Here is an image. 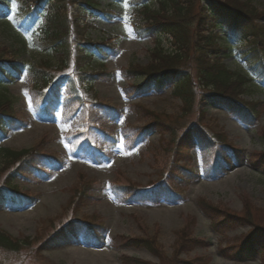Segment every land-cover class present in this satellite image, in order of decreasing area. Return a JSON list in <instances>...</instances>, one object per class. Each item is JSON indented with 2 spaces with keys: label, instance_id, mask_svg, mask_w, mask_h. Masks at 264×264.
I'll return each mask as SVG.
<instances>
[{
  "label": "rangeland",
  "instance_id": "obj_1",
  "mask_svg": "<svg viewBox=\"0 0 264 264\" xmlns=\"http://www.w3.org/2000/svg\"><path fill=\"white\" fill-rule=\"evenodd\" d=\"M16 1L6 4L16 7ZM32 1L25 3L32 6ZM47 1H38V8L53 13L52 0ZM95 1V12L106 14L85 11L76 20L86 25V38L114 46L112 54L97 56L80 69L88 77L83 87L90 88L84 96L92 97L97 106L72 101L71 90L66 89L68 101L58 106L54 120L40 121L33 111L34 83L27 71L4 88L0 86V96L10 100L13 114L23 121L0 140V148L33 149L36 160L4 159L0 152V188L9 183L26 198L23 205L0 207V229L26 242L18 251L0 249V264H264V251L244 261L231 255V249L254 231L264 235V66L258 77L242 59L240 44L217 28L220 42L229 38L224 42L229 46L225 66L248 78L247 91L238 98L255 104L257 120L242 122L206 100H196L193 109L185 112L169 86L138 91L142 76L132 71L154 61L158 41L164 52L171 49L170 37L157 32L142 37L146 24L134 13L136 0ZM149 1L152 9L157 7L155 0ZM240 1L254 8V20L264 24V0ZM202 4L208 5V0ZM70 6L84 8L76 3ZM37 24V19L25 24L12 17L0 18V53L12 56L13 50L18 60L37 67L46 61L51 65L45 68L55 71L57 62L34 47L30 38ZM75 82L72 77L78 92ZM191 124L202 128L199 132L205 143L183 148L180 137ZM71 134H76L72 140ZM86 140L102 155L94 160L86 151L74 155L72 145ZM223 144L234 150H223ZM220 153L230 163L214 169ZM51 157L62 159L60 168L38 163ZM155 184L165 195L154 202L113 193L115 185L132 186L133 192ZM202 208L219 209L209 210L211 217ZM229 214L235 217L225 224L221 220L216 225L221 232L215 230L213 220ZM73 218L92 222L95 233L101 235L99 244L89 245L78 238L75 243L46 248L49 236ZM149 237L158 246L155 252L136 243Z\"/></svg>",
  "mask_w": 264,
  "mask_h": 264
},
{
  "label": "trees",
  "instance_id": "obj_2",
  "mask_svg": "<svg viewBox=\"0 0 264 264\" xmlns=\"http://www.w3.org/2000/svg\"><path fill=\"white\" fill-rule=\"evenodd\" d=\"M6 1L0 0V18L8 19L12 17L25 24L37 19L38 24L33 32L30 31V38L34 47L48 53L50 58L52 57L57 62L55 67L57 70L53 71L51 68H45L51 65L46 61H42L43 64H40L42 67L22 62L15 57L13 50L10 51L12 56H6V53L2 52L0 53V86L4 88L5 84L17 79L22 71H27L32 78V83H34V86H32L33 95L31 94L33 109L35 115L42 120L53 119L58 104L68 101V98L65 97L66 89L71 90L72 101L76 100L80 104H86V106L91 105L90 103L93 102L97 106L98 103H94L95 100H92V97L85 98L84 96V93H88L90 88L83 87L82 83L84 80H88V77H86V74H82L80 69L92 63L97 56L106 57L112 54L114 46H108L86 38V25H81L76 19L79 18L78 15L80 16L85 11L98 16H103L106 12L103 10L95 12V0H52L53 13H43L38 8L39 2L42 3L47 0H33L32 3L35 4L33 3L32 6H28L25 3L26 0H21L18 5L17 0L16 7L12 8L6 4ZM136 1L138 2H134L136 5L134 13L136 16L141 15V19L146 24L142 27V37L150 36L155 32L165 34L170 37L169 41L172 46L171 49L164 52V48L160 46V41H158L155 53L152 54L154 61L144 67L132 68L137 76H142V81L137 86L138 91L143 93L150 88L162 89L169 86L171 94L182 102L185 112L193 109V105L197 103L196 100H206L237 115L242 122L257 120L258 110L255 104L254 107L238 98L239 94L247 91V76L228 69L223 62L229 47L224 42L232 38L240 44L239 50L242 59L253 67L258 75L263 73L264 24L254 20L252 13L255 11L254 8L240 0H208V5H203V0H155L157 7L153 9L149 5V0ZM75 3L83 5V10L68 8V4L73 7ZM93 11L95 13H92ZM217 28L225 30L229 36V38L224 39V42L219 41L221 36ZM136 30L140 31L139 28ZM139 34L141 33L139 32ZM72 77L79 83L77 89L82 96L74 88ZM76 82L75 84H77ZM63 84L64 91H61ZM200 87L204 91H200ZM11 109L10 100L3 98V95H1L0 139L23 122L16 118ZM115 115H118V111ZM196 127L199 129H196ZM148 130L149 128L144 129L146 132ZM201 130L202 128L197 125L185 126L184 133L180 137L182 140L180 144L184 145L183 148H190L194 143L197 145H202V142L205 143L203 135L199 132ZM75 135L71 134L70 140L74 139ZM210 136L212 141L216 139L211 133ZM86 141V147L84 141L75 142L71 147V151L77 154V151L83 145L85 151L90 152V154L96 153L95 146L88 140ZM112 141L115 142L113 136ZM224 147L225 150L230 148L234 150L226 144H223V150ZM32 150L12 151L8 148H0V152L4 154V159H21L20 161H27V163L36 161L31 155L34 152ZM235 151L239 150L235 149ZM222 154L220 153L218 159L213 163L212 167L214 169L222 168L230 163V160ZM90 156L93 159L95 157V155ZM231 157L233 160H238L235 155H231ZM38 163L48 164L52 168H59L62 165V159L51 157L50 161L43 160V162ZM43 172L45 171H38L39 174H44ZM9 179L11 181V177ZM10 185L6 183L0 188V207L23 205V198L26 199ZM131 187L115 185L113 186V193L117 197L126 194L129 196L128 199L136 197L147 202H154L158 196L165 195L158 189L159 187L156 184L150 188H137L133 192ZM202 203L205 205V202ZM212 209L219 208H202L211 217L212 214H209V210ZM232 217H235V215L229 214L213 220V228L215 229L221 220L222 224H225ZM95 228L96 226L92 222L75 218L70 219L61 224L59 229L49 236L51 239L48 238L49 240L44 242V246L46 248L64 246L75 243L78 238H81L86 244L98 245L101 235L98 232L95 233ZM217 228L215 230L221 232ZM245 239V242L238 248L231 249L233 258L244 261L264 251V235L260 230L254 231ZM137 241L136 243L148 247L152 252H155L158 247L152 244V237ZM25 243L0 229V249L18 251ZM222 248H225V246Z\"/></svg>",
  "mask_w": 264,
  "mask_h": 264
},
{
  "label": "snow or ice",
  "instance_id": "obj_3",
  "mask_svg": "<svg viewBox=\"0 0 264 264\" xmlns=\"http://www.w3.org/2000/svg\"><path fill=\"white\" fill-rule=\"evenodd\" d=\"M125 6H127V5H125Z\"/></svg>",
  "mask_w": 264,
  "mask_h": 264
}]
</instances>
